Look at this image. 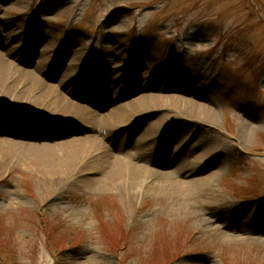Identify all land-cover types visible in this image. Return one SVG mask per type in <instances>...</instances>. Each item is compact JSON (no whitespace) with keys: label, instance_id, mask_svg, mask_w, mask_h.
Listing matches in <instances>:
<instances>
[{"label":"rangeland","instance_id":"374dc122","mask_svg":"<svg viewBox=\"0 0 264 264\" xmlns=\"http://www.w3.org/2000/svg\"><path fill=\"white\" fill-rule=\"evenodd\" d=\"M0 53L29 72L38 61L54 67L53 81L41 77L52 86L67 73L56 57L79 54L72 85L50 94L19 91L17 77L0 72L1 95L47 96L41 105L69 135L59 141L96 136L127 155L132 141L121 144L117 129L133 127V138L146 132L145 148L160 147L129 188L109 179L91 143L72 156L70 144L39 151L50 152L51 173L23 148L1 149L0 264H264V0H0ZM102 95L114 101L98 111ZM143 95L162 99L157 111L106 119ZM178 97L211 106L215 124L175 110ZM13 109L18 133L44 142L31 136L38 112ZM57 128L42 126L43 136L64 133ZM184 166L175 181L185 185L166 179Z\"/></svg>","mask_w":264,"mask_h":264},{"label":"bare ground","instance_id":"6f19581e","mask_svg":"<svg viewBox=\"0 0 264 264\" xmlns=\"http://www.w3.org/2000/svg\"><path fill=\"white\" fill-rule=\"evenodd\" d=\"M49 54V47H47V49H43L42 50V57H48ZM79 54H75L71 55L70 54V58L69 60L67 59V56L65 57L64 54L62 55H58L57 60L59 62H61L62 67H66L67 68V73L65 74V78L63 80H61L57 86H52L54 84H48V83H43L41 82V77H44L46 80L48 81H53L55 79V77L57 76V70L54 67L48 68V66H46L42 61H38L37 64H35L34 68L32 71H28L27 68L24 67L23 64L19 63L18 65H12L10 64V62H6L5 60V56L0 53V72L1 74H5L3 69H6L10 74H12V77H17V84L18 85L16 88L20 90H25L27 91L28 89L30 90L29 94L33 95L36 92H41L43 94H50V91H54L55 89H64L65 86L64 85H72L71 83H67L70 75L68 74L70 71L71 66L73 65V61L76 57H78ZM8 57V56H7ZM88 59H90V57H87ZM25 61L23 63L25 64H29L30 62L27 60H22ZM6 66V67H5ZM5 79V83H8V81H6V77ZM9 84V83H8ZM99 85H102L101 83ZM148 86H142L140 89H145ZM34 90V91H33ZM46 92H44V91ZM107 91L112 92V87L107 88ZM146 91V90H143ZM28 93V92H27ZM43 94H36L35 96L37 98H39L40 100H42L43 102H46L47 100V96L43 95ZM99 94V92H98ZM30 96V95H29ZM116 96L118 98H123L125 96L124 93H116ZM194 97V95H192V98ZM199 97V96H198ZM114 98H116L114 96ZM49 100V99H48ZM4 102L11 104L13 106V108L15 107H31L33 109H35L38 113L36 115V118L33 119H37L39 121L34 122V124H32V129H31V136L33 138H39V139H43L41 141L44 142H40V144L35 145L28 141L25 140L24 138L27 139V135L23 134L21 136V134L18 133L17 131V126H19L20 124L17 123V117L16 115H14V110L13 108L10 109V111L8 112V110H6V106L4 105ZM84 102L87 103H91L92 104V100L91 101H87V100H82ZM113 100L104 97L102 100V103L98 106V111L102 108L103 104L106 103L108 104L109 102H111ZM162 101L161 98H153L150 95H143L141 97H137V98H133L132 102H130L128 105L122 104L120 106H117L115 109H113L107 116L106 119H108L109 121H111V123H113L115 120H117V122L122 121L124 118L126 119V117L128 115H135L136 117H138L137 115H142L145 113H154V112H149L151 111H157V105ZM43 102H41L43 104ZM173 103H175L174 105V109L175 110H179V109H183L185 110V113L187 114V117H190L192 119L198 120L201 123H208L211 125L215 124L216 121V117L217 114L215 113V110L213 108L208 107L206 109H203L201 107L198 106V102L193 100V99H187L185 98H177V100L172 101ZM41 103H30V101L28 100H19V99H15V97L11 96H3L0 94V154L3 153V151L5 150H15V149H25L28 152V156L31 155L30 157L33 159V161L29 160L30 162H33V165H43L40 167H36V170H46L47 173H51V167H52V163L49 164V156H50V152L45 153L44 155L38 156V152L39 151H43V150H50L52 149L51 146L54 145L55 147L57 146L56 149H58V147H66L64 146L67 144H70L68 146V148H70L67 152H65V155L67 156H72V155H76V153H81L82 149H83V144H90L93 145V148H97V152H99L102 156H106V160L103 161V164L101 166L105 167V169H108V176L109 179L111 181L117 182V183H122V185H124L125 187H131L133 186V183L135 180H139L141 179L140 176L141 174H145V170L143 168V164L145 163H149V161L151 160V156L152 154V150L153 148H155L156 146H158L155 142V145H149L148 147L145 148L147 144V138H146V132H144L141 136L142 138H133L132 136V131L134 130L133 127H130V130L127 129H123V128H119L117 129L118 134L122 133L123 131L125 132L122 135L121 138V144L124 142H129L130 140L132 141V144H130V153L128 152V154H124V146L122 147H118V148H114L115 146V142H112V140L107 141L109 146L107 147H111L112 150H110L109 148H105L103 149L102 147V143L103 140L96 137V136H91V137H85L83 138L84 141L88 140L87 142H84L82 140H74V139H64V142H61L58 140L59 135L54 136V134H52L51 136L48 134L46 136H43V130L41 129L40 126H44L47 125L46 122L41 121L43 119H45V115H55L58 113H53V112H49L47 111L48 109L44 106L41 105ZM156 104V105H155ZM35 105V106H34ZM37 105H41V106H37ZM156 108H154L155 106ZM176 106V107H175ZM73 109L77 110V114H81L82 111V107L81 106H73ZM180 107V108H179ZM84 109V107H83ZM154 109V110H152ZM68 113V115L71 117L72 119H75V115H70L69 112H65L63 111V113L60 114H65ZM16 114V113H15ZM3 115V116H2ZM56 116H60V115H56ZM93 116V115H92ZM125 116V117H124ZM7 117V118H6ZM85 120H90L91 117H87V116H82ZM76 120V119H75ZM88 123H91L90 121H87ZM30 125V121L29 124ZM137 126V123H136ZM22 126L19 128V132L20 130H22ZM118 128V127H116ZM24 129V128H23ZM127 130V131H125ZM20 137L22 139L17 140V141H21V142H17L16 144H12L9 143V139H11L12 137ZM29 136V137H31ZM11 137V138H9ZM31 137V138H32ZM48 138V139H46ZM13 139V138H12ZM91 139V140H90ZM16 140V139H14ZM72 140V141H71ZM28 141V142H27ZM67 141H70L69 143H66ZM50 142V143H47ZM89 142V143H88ZM63 146V147H62ZM151 146V147H150ZM155 146V147H154ZM150 147V148H149ZM92 148V149H93ZM3 151H2V150ZM5 149V150H4ZM140 150V151H139ZM147 150V152H149V155L145 154V152L141 153L142 151ZM156 153L160 150V147H156ZM134 152V153H133ZM78 153V154H79ZM29 158V159H31ZM65 160V158H63V161ZM108 162H111L108 163ZM143 163V164H142ZM147 166V165H146ZM39 168V169H38ZM146 168V167H145ZM187 166L184 167H178V170L174 173V176H172V178H166L169 179L173 182V185H185L183 180L182 181H175V178L181 177L180 175L183 174L185 177L186 176V170ZM201 171L202 169L199 168L197 169L192 168L190 169V173H196L201 175ZM156 174H159L158 172H156ZM66 172L64 171L63 173L60 174L61 178H63V176H66ZM161 175V174H160ZM45 176V174H44ZM202 183V182H201Z\"/></svg>","mask_w":264,"mask_h":264}]
</instances>
